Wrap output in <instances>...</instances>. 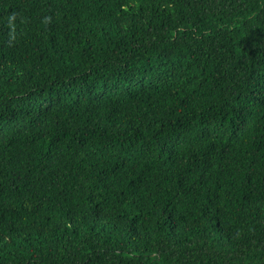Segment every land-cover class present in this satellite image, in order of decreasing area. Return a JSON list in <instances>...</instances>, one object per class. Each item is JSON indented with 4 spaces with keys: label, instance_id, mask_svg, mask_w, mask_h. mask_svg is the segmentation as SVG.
<instances>
[{
    "label": "trees",
    "instance_id": "1",
    "mask_svg": "<svg viewBox=\"0 0 264 264\" xmlns=\"http://www.w3.org/2000/svg\"><path fill=\"white\" fill-rule=\"evenodd\" d=\"M0 264H264V0H0Z\"/></svg>",
    "mask_w": 264,
    "mask_h": 264
}]
</instances>
